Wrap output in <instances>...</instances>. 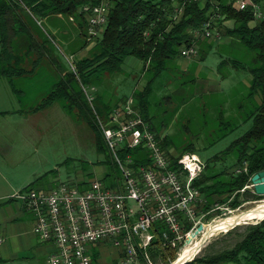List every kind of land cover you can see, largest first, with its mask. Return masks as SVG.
I'll return each mask as SVG.
<instances>
[{
  "label": "trees",
  "instance_id": "trees-1",
  "mask_svg": "<svg viewBox=\"0 0 264 264\" xmlns=\"http://www.w3.org/2000/svg\"><path fill=\"white\" fill-rule=\"evenodd\" d=\"M236 1L188 2L180 16L177 9L182 5V0H110L109 22L102 34L95 39L96 46L90 50L88 56L76 61L75 69L71 67L66 71L52 91L30 111L35 112L56 101H63L64 108L93 131L96 145L104 154L101 164H106L111 169L102 179L111 185L114 179L119 178L120 172L101 131L98 115L108 121L112 109L133 96L143 117L155 130L150 114V95L156 80L164 74L173 78L177 76L181 69L177 60L183 57L182 50L193 45L200 47L204 25L209 20L214 21L213 27L217 28L215 33L219 32L225 21L231 20L234 26L228 28L227 37L232 38L231 42H237V46L233 48L243 46L250 51L252 61L246 63L236 57L229 58L221 54L219 69L231 62L233 66L249 71L251 82L239 108L243 110L247 104H251V109L242 116V121H251L252 124L250 129L236 138L224 151L205 161L206 168L196 184L208 200V209L216 204H228L235 209L242 205V195L261 199L264 195L241 190L250 184L253 175L264 170V15L257 18L252 5L237 9L234 6ZM252 1L261 4L264 14V0ZM100 2L101 0H0V75H5L14 82L16 77L35 73L44 60L46 50L51 52L49 45L56 47L54 40L64 44L63 41L68 40L73 29L77 30L82 39L81 49H85L90 36L89 23L83 8L87 4ZM67 23L72 28L69 29ZM66 29L70 30V34H65ZM22 35L28 37L29 45L23 53L18 54L16 41ZM35 53L38 56L32 58ZM129 57L142 61L147 84L143 90L136 89L130 96L107 106L103 112L98 106V85L104 83L106 76L126 74L123 65ZM29 62L33 64L30 69L26 67ZM195 79L193 77L190 82L194 83ZM85 86L97 88L94 107L87 98ZM224 122L222 125L228 128L231 121ZM162 144L170 150V136L164 137ZM186 149L194 151L190 146ZM126 153L133 154L138 163L150 161L142 147L125 150L122 155ZM232 156L235 159L230 166L219 167L220 161H226ZM245 162L248 163V170L236 174L235 168L244 166ZM93 177L95 176L90 175V178ZM41 180L39 178L25 188L49 186L40 185ZM158 228L156 239L147 251L155 262H167L169 255L174 256V251L168 250L162 244L165 225L159 223ZM226 233L236 234L237 239L227 241L223 247L196 257L193 263L220 264L233 261L239 264H264V219L257 223L236 226ZM146 258L142 255L143 264H147ZM0 264H5L1 256Z\"/></svg>",
  "mask_w": 264,
  "mask_h": 264
},
{
  "label": "built area",
  "instance_id": "built-area-1",
  "mask_svg": "<svg viewBox=\"0 0 264 264\" xmlns=\"http://www.w3.org/2000/svg\"><path fill=\"white\" fill-rule=\"evenodd\" d=\"M192 1L208 0H182L178 15ZM249 5L255 8L257 18L263 17L261 4L252 0H237L234 6L241 10ZM83 11L89 23V38L96 39L109 22L110 0L87 4ZM213 25L212 20L204 25L205 38L220 36ZM182 56L197 58L200 50L196 45L186 47ZM84 90L94 107L97 88L85 86ZM98 118L119 178L111 185L103 176L60 181L48 187L24 188L10 197L33 215L38 237L55 244L48 264H97L96 248L108 244L117 249L120 264H143L142 255L147 257V264H157L147 249L156 239L159 223L166 227L162 232L163 246L174 251V258L169 255L164 264H192L199 253L189 261L179 258L190 236L204 225L203 231L196 234L203 237L210 224L238 213L246 203L235 209L221 204L208 209V200L196 184L206 168L205 160L194 151L178 153L164 147V137L145 120L135 97L114 107L108 121L99 115ZM138 147L144 148L150 161L138 163L133 154L122 155L123 151ZM247 164L236 167V174L247 171ZM250 189L255 193L252 177L241 191ZM215 212L220 215L210 220ZM3 242L0 237V244Z\"/></svg>",
  "mask_w": 264,
  "mask_h": 264
},
{
  "label": "rangeland",
  "instance_id": "rangeland-1",
  "mask_svg": "<svg viewBox=\"0 0 264 264\" xmlns=\"http://www.w3.org/2000/svg\"><path fill=\"white\" fill-rule=\"evenodd\" d=\"M25 38L23 36V40L20 41L21 47L17 50L18 54L23 53L27 48ZM68 38L72 40L70 42L72 47L69 49L59 40H54L56 47L49 45L48 48L51 52L47 50L46 53L44 52V60L36 68V76L32 82L34 85L33 97L29 100L23 98L21 101L18 95L9 91L11 90L8 89L10 83H4L3 87H0V105L3 103L7 108L13 109L24 104L34 105L38 101L41 102L60 80L62 69H59V66L66 68V72L70 70L72 64L76 63L75 59L70 63V51L79 48L82 45L80 42L82 39L79 35L75 37L70 35ZM96 43L95 39L89 40L87 47L82 50V55L76 59L88 56ZM233 43L235 45H215L204 59L201 55L197 57V60L202 59L197 63L202 67L199 73L195 72L196 67H194L195 65L192 67V63L189 69H180L174 78L164 74L154 83V90L150 95L152 123L159 134H163L165 131L170 136L172 148L178 152L190 151L192 149H186L190 146L206 161L215 154L224 151L236 138L250 129L251 121L243 122L242 116L251 109V104H247L243 110L239 108L240 103L247 95L249 82L252 78L249 71L233 66L231 62L218 70V65L222 61L221 54L229 58L236 57L246 63L252 61L250 51L244 49L243 46L233 48L237 46V42ZM37 56L35 53L32 58ZM128 59L137 60L135 57ZM48 61L52 66L47 63ZM26 67L30 69L33 64L26 65ZM123 68L126 74L106 76L103 79L104 83L98 85V106L103 112L107 106L130 96L136 89L143 90L147 84L142 61L138 59L136 64L128 61ZM207 75L209 78H205ZM193 77L199 79L198 83L190 82ZM203 78H205V88H202L201 85ZM222 116L223 119H221ZM23 120V117L13 114L3 120V124L7 123V125L2 126L5 128L3 131L10 134L9 142L14 140L15 144H12L14 146L8 152L11 155L8 158L0 150V174L5 175L13 183L14 192L21 191L39 178L42 179L40 185H46L53 179L64 182L77 180L80 177L90 178V175L101 178L111 171L108 165L101 164L104 154L99 151L96 145L93 131L85 122H76L60 102L33 115L30 123L24 125L27 127V134H23L24 139L19 134L23 131L20 128L21 125H14L20 124ZM225 120L231 121L228 128L222 125ZM22 147H26L28 150L25 151ZM2 148L6 149L7 145H3ZM32 149L34 150L32 151ZM234 159V156L229 157L226 161H220L218 165L219 167L230 166ZM3 181L4 179L0 176V184ZM250 190L254 193L252 189ZM251 197L248 195L240 197L242 201L244 200L243 204H246L238 210L239 212L255 207L259 202L264 201V197L261 199ZM218 215L220 214L215 212L209 218L212 217L210 219L212 220ZM255 221L252 219L248 223H255ZM244 224L246 223L237 226L240 227ZM235 239H237L236 234L219 231L209 238L199 254L196 255L197 257L202 256L207 251L223 247L227 241ZM106 248L108 249H104V251L110 252V257L117 253V249L112 245L108 244ZM95 251L97 252L98 249L96 248ZM34 259L32 255L27 254L22 258L8 261L6 264H34L32 262ZM157 264H164V261L159 260Z\"/></svg>",
  "mask_w": 264,
  "mask_h": 264
},
{
  "label": "crops",
  "instance_id": "crops-1",
  "mask_svg": "<svg viewBox=\"0 0 264 264\" xmlns=\"http://www.w3.org/2000/svg\"><path fill=\"white\" fill-rule=\"evenodd\" d=\"M59 17H62V16H59ZM39 23L42 24L41 21H39ZM253 24H255V23H253ZM67 26L69 29L72 28L70 23H67ZM233 26H234V22L231 20H227L220 27V30H219L220 36H215V38H212V39H210V38L207 39L204 36L202 37L203 42L200 45V47L198 46V48L200 50L201 57L203 56L202 59L205 58V56L210 52V49L215 45H224V46L225 45L230 46L231 44L235 45L233 42H231V40H232L231 37H227L228 36L227 35L228 28H232ZM65 34H67V35L70 34V30L66 29ZM71 35H73V37L78 36L77 30L73 29L71 32ZM23 36L24 35L20 36L18 38V40L16 41V48L17 49L21 47L20 41L23 38ZM228 38H229V40H227ZM25 39L27 40V47H28L29 39H28V37H26ZM71 41L72 40H70V38H68L67 41H63L64 44L67 46V49L72 47V46H70ZM80 42H82V41H80ZM82 52L83 51L81 49V46L75 50L73 49L72 51H70V56H71L70 57V63H72L73 59H75V61H78L79 59H76V57H78V56L80 57V55H82ZM202 59L197 60V58L188 59L185 57H180L177 60V64L180 66L181 69L187 70L190 68V64L193 63L192 67L195 65L194 66V67H196L195 72L199 73L202 67L200 64H197V63ZM137 60H131V59L127 58L126 62L131 61V63L136 64ZM47 63H50V62L48 61ZM47 63L45 62V64H47ZM29 65H31V62H29ZM51 66H52V64H51ZM219 67H220V64L218 65V70H220ZM50 69H52V68H50ZM59 69H62V75H61V77H62L65 74L66 68L64 69L63 66H59ZM35 76H36V72L31 73V74H26V75H23L20 77H16L14 82H12V80H10L5 75H0V87L1 86L3 87L2 84H4V83H10L9 88H8V86H6V87L8 89H11V90H9V91H11V93L18 95L20 97L21 101L23 98H28V100H29L31 97H33L32 91L34 90V85H32V82L34 81ZM61 77H60V79H61ZM205 78H209L208 75ZM205 78H203V82L201 84L202 88H205V86H204ZM7 79H8V82H6ZM195 80H196L195 83L196 82L198 83L199 79L197 80V77ZM59 81H57V83ZM250 82H251V79H250ZM56 102H60L64 108V102L63 101L59 100ZM56 102H54L53 104H51L50 106H48L44 109H40V110H37L35 112H32L30 110L33 107L37 106L40 103L39 101H38V103H36L34 105L24 104V105L15 107L13 109H9L6 107V105H3V103H1V105H0V150H1V153L6 154L7 158L10 157L11 155H9L8 152H10L12 150V148L14 146L12 144H15L14 140H13V142H9L10 141L9 140L10 134L3 131L5 128H3L2 126L7 125V123L3 124V120L9 118L13 114H16V116H18V117H23L24 120L20 124H14V125H21L20 128L23 131L19 134H20L21 138L24 139L23 134H25V135L27 134V127H25L24 125L30 123V121H31L30 119L33 118V115L35 113H40L41 111H45V110L49 109L50 107L54 106V104ZM68 113L70 115H72L69 111H68ZM74 120L76 122L82 123L81 121H77L75 118H74ZM155 130H156V128H155ZM162 136L166 137L169 135H167L164 131ZM3 145H7V148L3 149L2 148ZM22 149L25 151L28 150L26 147H22ZM5 150H6V152H5ZM33 150L34 149H32V151ZM0 176L5 181V182L4 181L1 182V184H0V237L4 238V242L2 244H0V256L5 260V264L8 261L18 259V258H22L24 255H27V254L32 255L35 258L32 261V262H34V264H48L49 256L56 249L55 244L52 242H44L38 237V235L35 233V230H34L35 222H34L33 215L30 212L26 211L20 202L13 201V200L9 199V196H11V194L15 193L14 192L15 187H14L13 183L9 179H7V177L5 175L0 174ZM82 178H84V177H80V179H82ZM59 182H60L59 180L53 179L52 181H49V183H47V184L51 185V184H57ZM106 247L107 246H101L100 249L97 248L98 249V251L96 252V254L98 255L97 264H116V263H118L119 262L118 251H116L117 253L115 254V256L112 255L113 257H110V252H107V250L104 251V249H108ZM192 264H200V263H192ZM220 264H239V263H236L233 261H225V262H222ZM240 264H246V263H240Z\"/></svg>",
  "mask_w": 264,
  "mask_h": 264
},
{
  "label": "bare ground",
  "instance_id": "bare-ground-1",
  "mask_svg": "<svg viewBox=\"0 0 264 264\" xmlns=\"http://www.w3.org/2000/svg\"><path fill=\"white\" fill-rule=\"evenodd\" d=\"M264 218V201L259 202L255 207L248 210L240 211L229 215L226 218L218 220L210 224V230L206 231L203 237L191 235L188 244L183 248L179 258L182 260H191L196 254L199 253L200 246L202 245L203 238H208L210 235L219 231L229 230L236 225L247 223L249 220H257Z\"/></svg>",
  "mask_w": 264,
  "mask_h": 264
},
{
  "label": "water",
  "instance_id": "water-1",
  "mask_svg": "<svg viewBox=\"0 0 264 264\" xmlns=\"http://www.w3.org/2000/svg\"><path fill=\"white\" fill-rule=\"evenodd\" d=\"M252 183L254 184L255 193L258 194V195H264V170L260 171V172H258V173H256L255 175L252 176ZM203 229H204V225H200L198 227V229L194 232V235H196L199 232L203 231ZM213 235L214 234L210 235L208 238L207 237L203 238L204 240L202 241V245L200 246L199 252L202 250L203 246L207 243L209 238L212 237ZM173 264H179V262H174Z\"/></svg>",
  "mask_w": 264,
  "mask_h": 264
}]
</instances>
